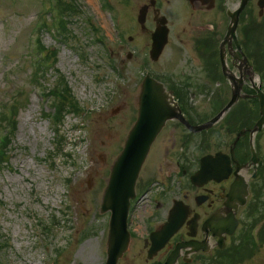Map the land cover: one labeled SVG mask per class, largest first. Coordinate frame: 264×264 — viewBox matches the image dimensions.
I'll use <instances>...</instances> for the list:
<instances>
[{"label":"rangeland","instance_id":"374dc122","mask_svg":"<svg viewBox=\"0 0 264 264\" xmlns=\"http://www.w3.org/2000/svg\"><path fill=\"white\" fill-rule=\"evenodd\" d=\"M70 1L77 11L63 17L60 28L58 6H71ZM108 1L116 24L99 0H0V128H12L0 131V143L8 135L0 153L5 160L0 165V264H105L110 212L101 213L102 196L137 118L144 72L164 75L168 66L190 64L175 55L177 44L172 42L158 61L141 56L140 68L136 53L122 54L115 36L116 28L125 31L133 24L139 10L135 0ZM258 3L250 4L260 46L264 26L257 24ZM137 44L135 38L130 47ZM185 49L191 51L189 45ZM261 50L263 55L264 45ZM200 62L195 58L193 65L202 66ZM208 85L189 89L197 116L205 119L232 94L224 83L220 88L215 82ZM56 104L62 108L57 128L51 118ZM222 131L220 122L212 135L202 138L197 132L186 141L188 130L179 122L168 123L141 170L136 190L147 184L152 190L139 203L130 227L131 246L119 264L154 263L144 246L147 232L164 223L174 199L195 208V196L202 191L187 186L185 178L177 184L176 168L168 162L179 160L182 148L195 158L214 150L227 138ZM201 138L208 142L200 143ZM154 197L161 206L150 204L148 199ZM253 233L250 238L257 240L258 248L252 256L217 263L264 264V230L258 224ZM238 237L233 242H239Z\"/></svg>","mask_w":264,"mask_h":264},{"label":"flooded vegetation","instance_id":"af4514ba","mask_svg":"<svg viewBox=\"0 0 264 264\" xmlns=\"http://www.w3.org/2000/svg\"><path fill=\"white\" fill-rule=\"evenodd\" d=\"M251 1L252 0L249 1L240 16L236 36H230L228 39H226V37L232 19L229 16V11L237 8L239 4V1L237 2V0H135L134 3L139 10L138 14H136L137 16H133V24L125 31L120 28L115 29V36L117 37L116 41L118 42L122 54L123 51H127L129 52L127 55L132 57L136 53L138 56L137 60H139V66L141 65L140 68L144 67V62L140 59L141 56L145 57L149 54V58L152 61H158L172 42L177 44V46L173 48L175 55H177V57H183L184 62L189 61L190 64L177 66L174 69H168V66L166 67L167 71L164 72V75H155L153 70L147 69L144 72V76L149 74L153 78L163 82L168 89L173 90L178 98V102L184 115L193 124L205 122L212 116L208 119L200 117V115L197 116L198 114H196L195 111L196 107L191 104L192 97H187L189 89L195 88L194 86H196V89H201L198 88L201 85H204V88L205 86L207 88V86H209L208 84L215 82V85L218 86L217 88H220V84L224 83L225 88L232 90L230 80L223 75L222 57L225 58L228 72L243 79V89L246 90L248 95H250L249 97L240 99L230 109V112L227 113L221 121L217 122V124L222 122V134L227 138L223 140L224 142L221 141L218 146L219 148L217 147L208 153L215 154L220 151L227 155L229 162L222 160L220 163L221 167L218 171V174L223 176V180L217 181L213 179L201 187H194L202 190L201 193L195 196L194 200L196 202V207H192L184 200L189 205V212L185 222L167 245H165V247L158 252L157 256H155L156 260L154 264L163 262L179 242L186 241H195L198 244L196 245L198 250L187 254L186 248L181 249V256L179 257L180 264H185V259L189 260L190 264L195 262L197 264H205L210 258H216V253L221 247L217 245L219 238L214 236L210 227L206 225L209 219L216 216L221 220H226L227 218H230L231 212L235 213L239 226L237 233L234 234V236L240 234L238 232L239 227L245 223L241 217L249 214L248 208L251 206L252 200H255L258 194L260 196V191L263 189L264 130L256 134L254 132L252 133V128L255 126L258 118H255L257 100L252 96L253 92L251 91L255 85L254 69L256 68L254 48L252 46L253 41L251 38L255 25L253 23L254 13L251 9ZM102 6L104 7L103 9L108 11L112 16L113 13H111V11L113 10L109 1L104 0ZM263 15L264 13L260 16L259 12L261 20L257 24L264 23ZM114 24H116L115 21ZM159 28L167 30L168 37L159 57L153 59L151 56V48L154 41L153 34L157 32ZM125 35H127V39L125 38ZM142 35H145L146 38L144 36L141 37ZM135 38L138 39V42L141 45L137 44L136 47L135 45L130 47V44L135 41ZM185 45H189L190 52L187 49L184 51ZM143 46L144 49L148 48L145 52L142 50ZM195 58H197L199 62H203L202 66L193 65ZM146 67L147 66H145V68ZM200 74H204L203 80L200 78ZM207 80L208 83L206 84ZM219 91L222 93V89ZM192 94L193 96L196 95V93L193 92ZM221 108L219 110H221ZM240 111H244L245 115H239L238 112ZM237 116L243 118L241 119L244 124L242 125V128L246 129V135L241 136L237 143L234 144L238 132H234L237 130V123L239 121ZM172 121L181 123L179 120ZM181 124L186 128L183 123ZM204 132L209 134L212 133L211 129L199 133ZM191 133L192 132L188 130L185 138L186 141L191 139L189 138V134L191 135ZM254 152L256 155H254ZM188 157H190L192 161H190ZM199 160L197 161V157L188 156L184 153V148H182L181 158L176 162L169 161L168 163L176 168L178 167V169L182 167L184 171L189 169L188 176H190L191 173L199 168ZM184 178L187 179V181L189 180V177H180L177 172L174 179H176V183L179 184ZM173 182L174 181H172V184ZM186 184L187 186L190 185L188 182H186ZM171 186L172 185L167 186V189L171 188ZM162 194L164 193H159L158 196H161ZM230 194L231 205L227 207V202L229 200L228 196ZM244 194L247 201L244 206H241L240 202L242 201V196ZM145 196V194L140 196L138 202H143ZM186 197L187 195L185 194L184 198L186 199ZM157 199V197H154L153 199L148 200L150 204L157 202L156 205L159 207L162 203ZM176 200L177 199L173 200L172 206L168 209L167 217L169 216ZM255 202H258V200ZM138 208L139 205H135L131 209V217L129 219L130 227L135 222L134 216ZM162 224L163 223L158 227L151 228V231L160 228ZM151 231L147 232L146 235L149 236ZM193 232L195 234L194 236H191L190 233ZM232 238L233 236H227L226 244L223 246L224 248L229 245H233L234 247L237 246L233 242L234 239L230 243ZM147 240L148 238L145 237L144 244L146 243V245L144 246L146 251L150 247ZM207 240L208 243L204 245ZM200 242L204 244L202 245Z\"/></svg>","mask_w":264,"mask_h":264},{"label":"water","instance_id":"95a60500","mask_svg":"<svg viewBox=\"0 0 264 264\" xmlns=\"http://www.w3.org/2000/svg\"><path fill=\"white\" fill-rule=\"evenodd\" d=\"M249 0H242L240 7L231 12L232 22L226 39L230 36H236V30L239 23V16L248 4ZM264 5V0L260 1ZM167 30L162 28L154 35V45L152 56L154 59L159 57L162 48L165 45ZM225 75L228 76L234 84L233 97L223 112L216 118L200 126H191L183 116L171 91H168L163 83L147 75L142 82L141 91L138 97V117L131 127L122 151L119 153L111 166V172L107 180V185L103 192L101 201V213L111 212L109 221V235L107 241V261L106 264H118L120 258L128 250L131 243V235L128 230V214L131 199L136 195V184L142 167L151 151V147L162 131L166 122L170 119H179L185 122L192 130L199 131L211 127L221 115L228 110L241 96L243 79H237L232 73L228 72L225 58L222 57ZM257 96L261 102V119L258 121L256 130H261L264 126V93L259 86H256ZM218 156H205L202 159L201 169L192 176L195 184H203L216 175V165ZM247 193V192H246ZM230 196H228L227 207L231 205ZM245 202V194L242 196L240 204ZM188 206L182 201H176L168 221L159 230L152 233L153 246L149 252L152 256L157 250L162 248L169 238L183 224L188 213ZM214 235H221L219 245H224L223 233H233L237 226L235 213L230 214V218L221 220L213 216L207 224ZM193 228V227H192ZM195 234V233H192ZM200 244H204L201 243ZM206 244V243H205ZM204 244V245H205ZM198 245L196 242L181 243L180 246L169 256L165 264H178L180 249L184 246ZM197 250V248L195 249ZM190 252V250L188 251Z\"/></svg>","mask_w":264,"mask_h":264},{"label":"trees","instance_id":"16d2710c","mask_svg":"<svg viewBox=\"0 0 264 264\" xmlns=\"http://www.w3.org/2000/svg\"><path fill=\"white\" fill-rule=\"evenodd\" d=\"M73 105V104H72ZM62 109V108H61ZM1 161H5L4 158H3V155L1 156Z\"/></svg>","mask_w":264,"mask_h":264}]
</instances>
